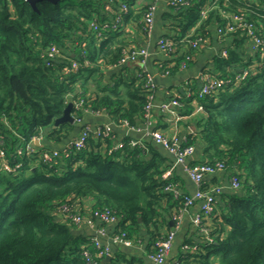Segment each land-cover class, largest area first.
<instances>
[{
	"label": "trees",
	"instance_id": "trees-1",
	"mask_svg": "<svg viewBox=\"0 0 264 264\" xmlns=\"http://www.w3.org/2000/svg\"><path fill=\"white\" fill-rule=\"evenodd\" d=\"M147 1L38 0L34 9L28 0H0V151L15 169L0 171V264H145L121 254L105 262L93 239L76 233L75 203L89 199L92 216L119 218L113 236L137 242L145 229L149 256L187 208L190 196L172 191L174 180L164 177L169 165L152 141L125 137L116 145L114 130L98 126L101 131L91 130L81 149L71 142L50 163L41 161L51 151L43 145L26 153L33 139L58 143L75 128L68 122L55 126L70 102L75 122L91 110L131 130L148 123L152 75L139 62L120 65L127 51L141 49L131 47L128 25L148 33ZM184 1L162 15L167 28L162 38L172 41L173 52L170 58L161 54L158 68L173 74L184 62L189 66L200 38L216 34L221 43H233L224 46L226 58L214 59L217 77L227 85L204 98L194 89L176 99L182 116L195 112V102L203 108L196 134L185 142L201 145L203 160L192 165L223 162L239 188L216 196L212 216L202 222L209 233L200 244L187 243L189 250L175 260L264 264V0ZM225 14L254 25L263 45L253 56L244 46L246 30L218 37V28L228 22ZM235 65L248 71L244 78L228 71ZM109 68L120 70L108 76ZM212 181L209 176L200 190L220 187H211Z\"/></svg>",
	"mask_w": 264,
	"mask_h": 264
},
{
	"label": "crops",
	"instance_id": "crops-1",
	"mask_svg": "<svg viewBox=\"0 0 264 264\" xmlns=\"http://www.w3.org/2000/svg\"><path fill=\"white\" fill-rule=\"evenodd\" d=\"M151 0L145 2L150 4ZM171 0H159L156 4L154 25L151 31L144 34L142 31L137 30L136 25H128L126 32L130 34L131 47L139 46L141 49H145L148 53V59L145 64L146 69L153 77V108L152 117L150 123L143 125L139 129L131 130L125 126H114L109 116L105 114H96L91 110H83L81 118L76 121L75 128L68 134V136L61 142H53L42 138V145L51 151H64L67 145L73 142L79 137L80 133L85 127L95 128L97 126H111L113 127L116 135V145L121 143L125 137H130L134 142H147L152 141L153 145L164 155L166 164L169 165L168 178L174 180V189L180 194H188L190 197H194L197 192V185L191 181L185 172L184 165L176 162L174 156L164 149L162 146L156 144L151 137L153 131L159 130L166 136H172L177 134L181 139L187 140L189 136L196 134L198 130V119L203 116V108L197 103H194L195 112L192 115L182 116L179 115V119L175 118L170 112H164L162 106L170 105L171 101L181 95H191L195 90H200L203 77L218 78L219 74L215 70L214 59L224 50V46L233 47V43L228 41L225 44L218 41L216 34L213 37H209L207 44H201L199 50L194 54L191 64L186 69H178L176 72L170 75H164L159 71L158 62L163 58L159 51V40L167 33V28L164 26L162 15L169 11ZM136 46V47H137ZM248 53L252 56L255 51L252 45L246 43ZM253 53V54H252ZM120 68H109L106 70L107 75L111 76L118 73ZM228 71L236 76L243 75L245 72L244 66L235 65L231 66ZM195 89V90H194ZM194 90V91H193ZM177 112L179 109H176ZM179 113V112H178ZM48 130L45 131V133ZM194 154L187 159V164H193L203 160L201 145L194 146ZM231 173L224 170L218 172L212 176L211 185H219L222 188L223 193L231 190L230 188ZM213 185L211 187H213ZM80 201V200H76ZM91 200H83V202L75 203L76 211L85 216V221L79 226H76V233L84 235L89 239H100L103 246L110 249V259L107 263L115 261L116 256L119 254L126 256L127 259L142 260L145 264H150V258L147 253V246L149 242V234L145 229L140 230L141 240L137 242L133 241L132 245L124 246L121 243H114L112 238L117 227L116 224L103 223L98 218L93 217L91 213ZM201 203H196L187 211L181 213L175 220V223L170 227H174L175 240L171 253L166 258L164 264H171L179 254L186 253L189 250L190 244H200L207 236L204 226H196L193 223L194 217L200 211ZM104 230L105 235L100 236L99 231Z\"/></svg>",
	"mask_w": 264,
	"mask_h": 264
},
{
	"label": "built area",
	"instance_id": "built-area-1",
	"mask_svg": "<svg viewBox=\"0 0 264 264\" xmlns=\"http://www.w3.org/2000/svg\"><path fill=\"white\" fill-rule=\"evenodd\" d=\"M158 1L159 0L150 1V4H149L150 9L145 16V24L148 28V31H151V29L153 28L156 4L158 3ZM178 4L183 5L185 4V1L184 0H171L170 1V5H178ZM122 8L126 9V6H122ZM202 14H203V18H206L207 11L206 10L203 11ZM224 17L225 19L228 20V22L225 24L223 28H218L217 30L218 37L222 38L223 35L228 34V33L230 34L234 33L237 30H246L248 40L250 44L252 45L254 51H256V49L259 46L263 45V41L255 35V31L253 30L254 25L252 23L247 22L243 17L238 16V15L231 16V15L225 14ZM93 28H94V31H98V26H93ZM208 42L209 41L207 39L200 38L197 40L196 46L200 47L201 44H207ZM172 45H173L172 41H169L168 39H165L162 37L160 38L159 51L165 58L171 57L170 54L173 52ZM53 55L54 53L51 54V56ZM221 56L226 58L228 56V51L224 49L221 52ZM147 59H148V53L145 49H136V48L134 49L133 48L131 49V51L126 52V56L120 65H125L128 63L133 64L136 62H139L143 65V64H146ZM188 59L192 60V58H188ZM187 67H188L187 64L184 62L180 69H186ZM74 68H76V65H74ZM247 73L248 71L243 72V75L238 76L237 79L244 78ZM164 75H170V74L169 72H166ZM227 83H228L227 81L219 79V78H214L210 76L203 77L201 88L198 91V98H204L206 96H211L215 94L225 85H227ZM149 86L151 87L153 91L154 84H153V77L151 76L149 78ZM152 102H153V95H150L148 104L146 106V111H145V118L148 120L149 123L152 117V108H153ZM180 107H181V103L175 98L171 101L170 105L162 106V110L164 112H170L175 118L179 119L180 114L177 112L176 109H179ZM96 114H99V113H96ZM122 126L128 127L127 123H123ZM112 129L113 127L106 126L105 132L109 133ZM91 130H93L95 133H99L101 131V129L98 128V126L95 128L85 127L80 133L79 137L76 138L72 142V144H74V146L77 149H81L86 139L89 137ZM150 135L152 137V140L156 144L162 146L164 149L169 151L174 156L177 163L184 165L186 174L191 179V181H193L197 185L198 189L194 197H189L186 199L187 208L183 212L187 211L188 208L192 207L194 204L201 203L200 211L194 217L193 223L196 226L202 227V222L206 220L208 221L210 217L212 216L213 209L215 207V202L217 199L216 196L222 192V188L214 187L213 189H211L210 192L205 193L200 190V187L204 183L205 179H207L209 176H214L218 172L226 170L225 164L223 162H217L213 164H199V165H194V166L192 164H187V159L191 157L195 151L194 146L185 145V142L187 140L181 139L177 134H174L172 136H166L160 131H153ZM41 143H42V138L33 139L31 143L27 145L26 153L28 155H32L33 153H36L38 151L37 147H40L42 145ZM59 153L60 152L56 150L45 151L41 154V161L43 163H50L51 161L60 157ZM0 159H1L0 171H5V172L15 171V169L11 167L4 159V154L2 151H0ZM168 176H169V173H166L164 177L168 178ZM230 188L233 190H237L239 188V182L235 176H231ZM172 191H174L177 194H180L174 189V187ZM93 217L98 218L103 223H111V224L117 225L119 222V218L110 216L107 213L105 214L95 213ZM71 218L76 225H79V224L81 225L85 221V216L81 215L80 213L71 215ZM204 230L207 234L209 233V229L204 228ZM98 233L100 236L105 235L104 230H100ZM112 240L114 243H121L124 246H130L133 243V241L125 239L124 235L123 236H113ZM174 240H175L174 231L169 233L162 240H160L157 243V246H158L157 253L149 256L150 262H151L150 264H164L166 261V258L168 257V255L171 253L173 249ZM207 241H211V239L207 237ZM93 242L96 248L99 250L98 255L101 258H106L110 256V249L108 247L103 246L100 239L95 238L93 239ZM171 264H180V263L175 260Z\"/></svg>",
	"mask_w": 264,
	"mask_h": 264
},
{
	"label": "water",
	"instance_id": "water-1",
	"mask_svg": "<svg viewBox=\"0 0 264 264\" xmlns=\"http://www.w3.org/2000/svg\"><path fill=\"white\" fill-rule=\"evenodd\" d=\"M31 5L33 6L34 9L35 8V3L38 1V0H28ZM47 1H50L52 3H55L57 2V0H47ZM72 109H73V104L70 102L66 108L64 109V112H63V116L58 118L56 121H55V126H59L60 124H63V123H71V124H74L75 123V119L72 117L71 115V112H72ZM171 225L173 223H170ZM110 259V257H106L104 259L105 262H107L108 260Z\"/></svg>",
	"mask_w": 264,
	"mask_h": 264
},
{
	"label": "rangeland",
	"instance_id": "rangeland-1",
	"mask_svg": "<svg viewBox=\"0 0 264 264\" xmlns=\"http://www.w3.org/2000/svg\"><path fill=\"white\" fill-rule=\"evenodd\" d=\"M76 212H78V211H76ZM79 226H80V224H79Z\"/></svg>",
	"mask_w": 264,
	"mask_h": 264
}]
</instances>
